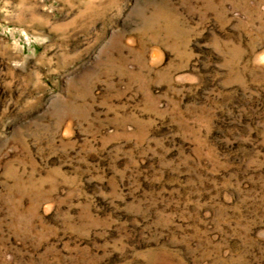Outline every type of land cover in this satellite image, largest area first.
I'll return each mask as SVG.
<instances>
[{
  "label": "rangeland",
  "instance_id": "obj_1",
  "mask_svg": "<svg viewBox=\"0 0 264 264\" xmlns=\"http://www.w3.org/2000/svg\"><path fill=\"white\" fill-rule=\"evenodd\" d=\"M0 264H264V0H0Z\"/></svg>",
  "mask_w": 264,
  "mask_h": 264
}]
</instances>
